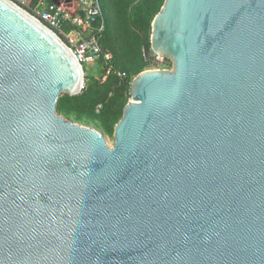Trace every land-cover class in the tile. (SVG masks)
<instances>
[{"label": "water", "instance_id": "95a60500", "mask_svg": "<svg viewBox=\"0 0 264 264\" xmlns=\"http://www.w3.org/2000/svg\"><path fill=\"white\" fill-rule=\"evenodd\" d=\"M150 43L172 67L110 146L58 113L82 64L0 0V264H264V0H165Z\"/></svg>", "mask_w": 264, "mask_h": 264}, {"label": "trees", "instance_id": "16d2710c", "mask_svg": "<svg viewBox=\"0 0 264 264\" xmlns=\"http://www.w3.org/2000/svg\"><path fill=\"white\" fill-rule=\"evenodd\" d=\"M38 2L40 0H35V4ZM100 2L106 20V30L100 38L101 47L112 55L111 65L115 71L127 74V78H120L114 73L102 83L105 70L104 61L101 60L97 64L100 67L99 75H86L85 87L80 95H63L58 102V113L74 123L83 121L94 124L104 136L113 138L115 126L131 99L132 80L149 67L143 49L147 52L152 50V23L165 0ZM74 30L72 26H65V32L69 35ZM75 39L80 41L79 36ZM169 66L172 67L171 62ZM100 104L103 108L98 113Z\"/></svg>", "mask_w": 264, "mask_h": 264}, {"label": "built area", "instance_id": "2783aa9c", "mask_svg": "<svg viewBox=\"0 0 264 264\" xmlns=\"http://www.w3.org/2000/svg\"><path fill=\"white\" fill-rule=\"evenodd\" d=\"M10 1L26 10L61 38L83 67L84 64H98L103 60L105 74L101 79L102 83L114 73L120 78H127V74L115 71L111 65L112 55L101 47L100 38L106 30V20L100 0H71L73 3L69 5H57L53 0H40L37 4H35V0ZM74 2L79 3L77 10ZM66 25L75 28L73 34L69 35L65 32ZM78 36L80 41L75 39ZM143 52L149 66L147 70L152 68L170 69L169 60L152 50L147 52L143 49ZM85 74L87 75L86 72ZM100 78L98 77V79ZM102 108V104L98 105L97 112L99 113Z\"/></svg>", "mask_w": 264, "mask_h": 264}, {"label": "rangeland", "instance_id": "374dc122", "mask_svg": "<svg viewBox=\"0 0 264 264\" xmlns=\"http://www.w3.org/2000/svg\"><path fill=\"white\" fill-rule=\"evenodd\" d=\"M84 69L86 70V73L91 75V76H96V75H99V73H100V67L97 64H84ZM152 69H160V68H152ZM170 69H171V67H170ZM76 124L97 130L95 128L96 126L94 124H91V123H85L82 121V122H76ZM105 138L107 139V142L110 146L114 145L113 138H110L108 136H105Z\"/></svg>", "mask_w": 264, "mask_h": 264}]
</instances>
